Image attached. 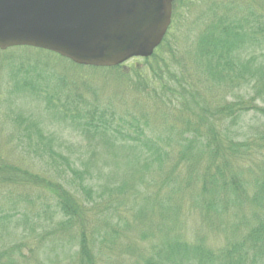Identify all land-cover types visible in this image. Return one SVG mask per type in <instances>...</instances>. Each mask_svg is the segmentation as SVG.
I'll use <instances>...</instances> for the list:
<instances>
[{
	"label": "trees",
	"instance_id": "obj_1",
	"mask_svg": "<svg viewBox=\"0 0 264 264\" xmlns=\"http://www.w3.org/2000/svg\"><path fill=\"white\" fill-rule=\"evenodd\" d=\"M184 2L174 0L169 31L184 26ZM186 7L200 15L173 45L164 49L168 31L144 64L103 68L121 82L103 102H88L78 91L86 80L70 84L33 51L60 55L9 48L24 49L15 90L44 100L87 148L65 147L23 108L0 121V186L19 215H0L16 242L0 246V264H264V0ZM11 124L17 144L3 154ZM120 155L125 173L115 182ZM98 160L107 167L97 175ZM210 232L224 241L211 244Z\"/></svg>",
	"mask_w": 264,
	"mask_h": 264
},
{
	"label": "water",
	"instance_id": "obj_2",
	"mask_svg": "<svg viewBox=\"0 0 264 264\" xmlns=\"http://www.w3.org/2000/svg\"><path fill=\"white\" fill-rule=\"evenodd\" d=\"M174 0H0V50L30 46L114 67L162 44Z\"/></svg>",
	"mask_w": 264,
	"mask_h": 264
},
{
	"label": "rangeland",
	"instance_id": "obj_3",
	"mask_svg": "<svg viewBox=\"0 0 264 264\" xmlns=\"http://www.w3.org/2000/svg\"><path fill=\"white\" fill-rule=\"evenodd\" d=\"M174 3V1H173ZM198 11V12H197ZM200 8L196 9H187L186 7V0L184 2L183 6V13L185 17L184 21V26L178 28L175 31L174 29H171L169 31V36L168 38H171L170 42L167 41L164 45V49L166 50L168 47V44L171 43L172 45L174 44V37H181V34L185 32L186 30V25L191 21L192 18L195 16H199L200 13ZM181 31V34L179 32ZM179 32V33H178ZM168 33V32H167ZM167 35V34H166ZM187 45V43H185ZM180 49L182 51H187L185 48H182L180 46ZM24 49H7V50H0V121L6 120L9 116V118H16L18 113H22L27 115L30 114L29 112L32 113H38L43 116V121L44 124L46 125L48 132L54 133L59 135V140L61 143L64 144L65 147H72V148H82L85 150L87 148V141L83 140V137L80 135V132L76 129H73L72 126H70L68 123L67 124H59L55 122L56 120L53 119V116L51 115L50 111L47 110V104L45 101H38L35 98H23L22 96L19 95L17 90H15V87L17 85L18 80L20 79V75L17 71V63L21 57V54L23 53ZM38 56H43L45 63H47L51 68L57 70V75L61 76H66L67 80L71 84L72 80H76L78 78H81L82 80L87 81L83 85H78V91L83 93L88 99V102H95L98 100V102H103L107 99L113 98L116 94V91L119 90L121 86L120 79L111 71L105 70L103 68H92V67H82V66H75L72 64L70 61L63 59L62 57H59L57 55H53L51 53H37L36 51H33ZM27 55L28 52H25ZM169 53L166 54V59L169 60ZM172 60V59H171ZM144 64L143 58H133L125 63L126 67H133V65L136 64ZM122 65V64H121ZM75 88V87H74ZM84 106V105H83ZM16 108L13 109V108ZM21 108L24 110L22 111ZM13 109V110H12ZM18 112V113H17ZM70 114V112H69ZM35 116V115H33ZM252 118V117H251ZM12 126L8 128H3L4 132L2 133L4 136V145L1 148L3 154H6L8 149H12L11 147L16 146V139L17 134L19 131H16L19 129V127L15 126L14 124H11ZM241 126V121H238L237 124L234 127H231V129L238 130ZM0 128H2V123L0 122ZM9 136L11 137L12 140H8ZM123 144L117 143L115 146V149L117 150H124L122 147ZM104 145L100 144L99 148L102 150ZM127 149V148H126ZM79 150V151H83ZM129 152L128 150H126ZM83 156L86 157V155L81 152ZM10 154V152H9ZM16 154L13 155L12 158H15ZM98 163L95 164L93 167V171H96L97 175L100 172V170L106 169L107 166H104V162L101 160L97 161ZM117 167L113 168L110 178L112 181H120L124 177V165L126 163V160L123 158L122 155L117 157L116 159ZM29 164V163H28ZM98 177V176H97ZM102 178H105L107 176H101ZM3 186H0V215H3L6 209L8 210L7 212L10 214H16L18 215V211H9L10 207H6L5 204L7 203L3 197L2 194V188ZM18 189V190H16ZM22 194L23 190H19V188H13L12 193L17 194L19 192ZM30 190H25V193H30L28 192ZM9 205V204H8ZM25 205V209L28 210L30 213H34L33 209L34 207L30 203H24L23 207ZM19 219V215L17 217ZM196 218V217H195ZM16 219V218H15ZM12 219L13 224L11 229L18 230L19 227V220ZM18 225H17V222ZM191 223V221H190ZM196 222H194L195 224ZM199 225L198 223H196ZM17 225V226H16ZM23 226V225H22ZM24 228V226H23ZM51 228V225L48 224L47 231H49ZM210 238L208 241H210L211 244H220L224 241V235L216 232H210L209 233ZM15 241V234L13 235L12 233H8V230L6 228H3L0 226V246L3 244H7L9 242H12L13 244L16 242ZM12 244V245H13ZM3 245V246H4ZM2 246V247H3ZM48 246V245H47Z\"/></svg>",
	"mask_w": 264,
	"mask_h": 264
}]
</instances>
